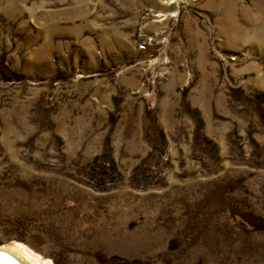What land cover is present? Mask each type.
<instances>
[{
	"label": "rangeland",
	"instance_id": "1",
	"mask_svg": "<svg viewBox=\"0 0 264 264\" xmlns=\"http://www.w3.org/2000/svg\"><path fill=\"white\" fill-rule=\"evenodd\" d=\"M14 243L44 264H264V0H0Z\"/></svg>",
	"mask_w": 264,
	"mask_h": 264
},
{
	"label": "bare ground",
	"instance_id": "2",
	"mask_svg": "<svg viewBox=\"0 0 264 264\" xmlns=\"http://www.w3.org/2000/svg\"><path fill=\"white\" fill-rule=\"evenodd\" d=\"M43 260L19 243L0 246V264H42Z\"/></svg>",
	"mask_w": 264,
	"mask_h": 264
}]
</instances>
